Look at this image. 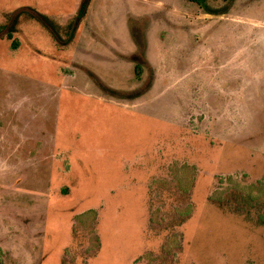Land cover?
<instances>
[{
    "label": "rangeland",
    "instance_id": "374dc122",
    "mask_svg": "<svg viewBox=\"0 0 264 264\" xmlns=\"http://www.w3.org/2000/svg\"><path fill=\"white\" fill-rule=\"evenodd\" d=\"M79 1L0 0V264H264V0Z\"/></svg>",
    "mask_w": 264,
    "mask_h": 264
},
{
    "label": "trees",
    "instance_id": "16d2710c",
    "mask_svg": "<svg viewBox=\"0 0 264 264\" xmlns=\"http://www.w3.org/2000/svg\"><path fill=\"white\" fill-rule=\"evenodd\" d=\"M195 1H200V0H195ZM89 2H90V0H80L79 1L77 11H76V13H75V15L71 21L72 26H73L72 30L76 27L77 23H79L81 17L84 16V14L86 13ZM28 9H29V11L27 12V16L36 19L42 26H44L50 32L52 37L55 39V33L51 28L50 18L48 16H46L45 14L38 12L37 10H33L31 8H28ZM23 10H24V8H17L14 12L15 14L13 17H10L11 14L9 13L8 14V21L11 19L16 21L20 12ZM24 11H26V10H24ZM2 31L5 32V36L7 38L12 37V32H11L10 28H8V22L6 24H0V38L4 35V34H2ZM13 41L14 40H12V45L14 46L16 44V43H14V42H16V40L14 42ZM134 70H135V73L137 75L140 74V72L142 70V62L141 61L136 60L135 65H134ZM111 93H113V92H111ZM89 212H91L92 214H95L94 209H89V210H87L86 213H89ZM188 213H189L188 208L181 210L180 216H179V221L183 220V218H185ZM258 217H259L260 221L262 223H264V212L258 214ZM93 235H94L95 240L97 241V239H98L97 234L95 233Z\"/></svg>",
    "mask_w": 264,
    "mask_h": 264
}]
</instances>
